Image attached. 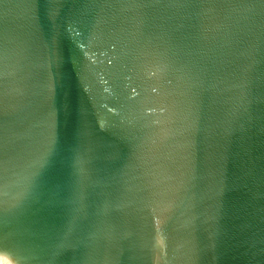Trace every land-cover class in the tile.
<instances>
[{"label": "water", "instance_id": "water-1", "mask_svg": "<svg viewBox=\"0 0 264 264\" xmlns=\"http://www.w3.org/2000/svg\"><path fill=\"white\" fill-rule=\"evenodd\" d=\"M0 264H264V0H0Z\"/></svg>", "mask_w": 264, "mask_h": 264}]
</instances>
